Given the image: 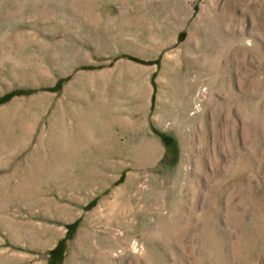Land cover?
Returning <instances> with one entry per match:
<instances>
[{
    "label": "rangeland",
    "instance_id": "1",
    "mask_svg": "<svg viewBox=\"0 0 264 264\" xmlns=\"http://www.w3.org/2000/svg\"><path fill=\"white\" fill-rule=\"evenodd\" d=\"M51 257L264 264V0H0V264Z\"/></svg>",
    "mask_w": 264,
    "mask_h": 264
},
{
    "label": "trees",
    "instance_id": "2",
    "mask_svg": "<svg viewBox=\"0 0 264 264\" xmlns=\"http://www.w3.org/2000/svg\"><path fill=\"white\" fill-rule=\"evenodd\" d=\"M11 93L6 94V96H10ZM53 251H54L53 255H58V256L61 255L62 247L60 246V244H57ZM47 264H55L52 257L49 258V260L47 261Z\"/></svg>",
    "mask_w": 264,
    "mask_h": 264
}]
</instances>
